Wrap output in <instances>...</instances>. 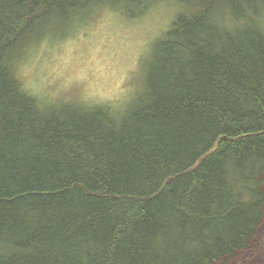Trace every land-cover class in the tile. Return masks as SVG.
Masks as SVG:
<instances>
[{"label": "trees", "instance_id": "trees-1", "mask_svg": "<svg viewBox=\"0 0 264 264\" xmlns=\"http://www.w3.org/2000/svg\"><path fill=\"white\" fill-rule=\"evenodd\" d=\"M168 1L120 106L19 78L40 44ZM0 264H264V0H0Z\"/></svg>", "mask_w": 264, "mask_h": 264}, {"label": "rangeland", "instance_id": "rangeland-1", "mask_svg": "<svg viewBox=\"0 0 264 264\" xmlns=\"http://www.w3.org/2000/svg\"><path fill=\"white\" fill-rule=\"evenodd\" d=\"M133 3L120 7L133 14ZM177 12L171 1L156 4L138 20L103 12L70 38L44 42L29 52L18 67L19 78L44 102L120 106L135 91L141 66Z\"/></svg>", "mask_w": 264, "mask_h": 264}]
</instances>
